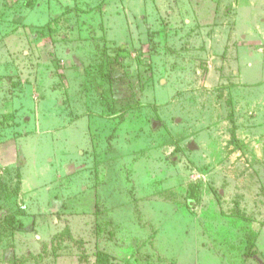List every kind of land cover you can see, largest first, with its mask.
I'll use <instances>...</instances> for the list:
<instances>
[{
    "label": "rangeland",
    "instance_id": "rangeland-1",
    "mask_svg": "<svg viewBox=\"0 0 264 264\" xmlns=\"http://www.w3.org/2000/svg\"><path fill=\"white\" fill-rule=\"evenodd\" d=\"M28 253L264 264V0H0V264Z\"/></svg>",
    "mask_w": 264,
    "mask_h": 264
},
{
    "label": "trees",
    "instance_id": "trees-1",
    "mask_svg": "<svg viewBox=\"0 0 264 264\" xmlns=\"http://www.w3.org/2000/svg\"><path fill=\"white\" fill-rule=\"evenodd\" d=\"M112 67H113V65L110 66L109 75L107 76L108 81H112L113 78H114L112 76V74L115 73V72H114V69ZM65 235H67L68 238H69V231H68L67 228L63 229L58 234L54 235L53 238L56 237V239H58L59 242H62L64 240V238H65ZM70 238L73 239L72 237H70ZM74 242L78 243L79 245H82V240L74 239ZM31 258L35 259L37 261V264H38V263H40L43 260L44 255L43 254H41V255H33V254L28 253L27 255H23V256L19 257L18 260L14 264H25L26 261H28Z\"/></svg>",
    "mask_w": 264,
    "mask_h": 264
},
{
    "label": "water",
    "instance_id": "water-1",
    "mask_svg": "<svg viewBox=\"0 0 264 264\" xmlns=\"http://www.w3.org/2000/svg\"><path fill=\"white\" fill-rule=\"evenodd\" d=\"M153 127H156V123H153ZM189 149L190 150H196V149H198V146L194 142H191L189 144Z\"/></svg>",
    "mask_w": 264,
    "mask_h": 264
}]
</instances>
